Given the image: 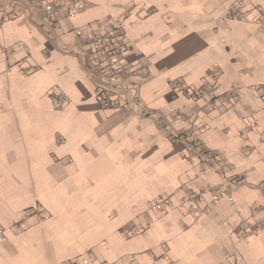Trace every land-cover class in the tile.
<instances>
[{
	"label": "crops",
	"instance_id": "0c3cea01",
	"mask_svg": "<svg viewBox=\"0 0 264 264\" xmlns=\"http://www.w3.org/2000/svg\"><path fill=\"white\" fill-rule=\"evenodd\" d=\"M75 1L84 10L55 25L0 0V20L13 14L0 23V264H264V101L252 91L264 87V0ZM239 5L246 19H230ZM104 22L122 23L131 48L127 106L115 111L99 107L80 56L79 34ZM214 69L219 95L241 90L233 106L174 89L199 88ZM179 110L205 126L224 171L185 158ZM189 189L206 190L196 207L207 213L181 205ZM161 196L173 197L167 213L154 210Z\"/></svg>",
	"mask_w": 264,
	"mask_h": 264
},
{
	"label": "built area",
	"instance_id": "2783aa9c",
	"mask_svg": "<svg viewBox=\"0 0 264 264\" xmlns=\"http://www.w3.org/2000/svg\"><path fill=\"white\" fill-rule=\"evenodd\" d=\"M14 4L28 7L32 10H39L46 14L48 21L57 25L59 18L62 15L73 16L76 12L84 10V5L75 0H58L52 3L46 0H14ZM13 14L10 9H5L2 12L0 23H5ZM232 20H245L246 15L242 6L232 8L229 15ZM256 22L264 28V13L258 10ZM82 42V57L86 72L96 82L95 98L99 107L103 110H120L127 106L124 101L126 88L124 82L131 75V69L126 62V56L131 51L130 43L127 35L123 30V24L120 22H104L97 24L95 30L89 34H79ZM14 50L23 51L26 54L30 53V49L23 42H18L13 46ZM143 77V71L140 73ZM220 76V70L214 69L210 73L209 78L203 80V84L199 88H191L184 82L179 80L176 82L174 89L177 92L183 93L188 99L202 104H207L217 108L219 106H233L241 95L239 88H232L226 93L219 95L217 93L216 84ZM264 87L252 88V91L260 96L264 101L262 94ZM55 101L60 106L67 105L65 95L54 96ZM174 120H181L189 124L191 129L182 137L188 140V147L185 149V158L191 163L200 166L203 172L213 169L224 171V161L220 156L207 148L202 141L201 134L206 129L205 126L194 127L193 115L179 110L173 114ZM228 185L237 182V179L226 177ZM181 205L189 204L192 211L200 209V214L207 213L210 209V204L206 203L203 209L196 207L199 203L204 202V193L201 189H189L182 191ZM211 194V202L214 203L223 198V190L209 191ZM175 207L172 196H161L154 210L160 213H167ZM197 215L199 213L197 212ZM16 226L19 225L15 224ZM142 230H135L133 235L140 234ZM132 235V234H131ZM5 238V230L0 228V240ZM71 264H84V262L75 261Z\"/></svg>",
	"mask_w": 264,
	"mask_h": 264
},
{
	"label": "rangeland",
	"instance_id": "374dc122",
	"mask_svg": "<svg viewBox=\"0 0 264 264\" xmlns=\"http://www.w3.org/2000/svg\"><path fill=\"white\" fill-rule=\"evenodd\" d=\"M192 164H194V163H192ZM194 165H196V164H194ZM197 167H200V166H198V165H196ZM226 168H227V166H226ZM238 183H240V182H238ZM160 198V197H159ZM158 200H156L155 201V203H154V205L156 204V202H157ZM154 207V206H153ZM262 227V226H261ZM260 229L261 228H259V229H255V230H252V231H254V232H259L260 231ZM252 231H251V233H246V232H244L243 234H242V237H245L246 236V234L248 235V234H252Z\"/></svg>",
	"mask_w": 264,
	"mask_h": 264
}]
</instances>
